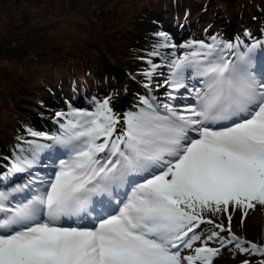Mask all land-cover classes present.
<instances>
[{"label":"snow or ice","instance_id":"6c2138e0","mask_svg":"<svg viewBox=\"0 0 264 264\" xmlns=\"http://www.w3.org/2000/svg\"><path fill=\"white\" fill-rule=\"evenodd\" d=\"M158 36L159 47L176 48L167 33ZM182 47L191 50L171 54L158 85L164 101L143 98L121 117L104 99L94 111L57 112L59 134L29 129L52 144L27 141L32 158L17 155L9 175L34 168L44 149L63 151L47 157V177L0 188V264H213V239L264 256L232 233L229 213L240 210L243 223L264 207V59L253 55L260 45L241 51L213 37ZM148 63L151 80L161 65ZM221 212L227 229L205 219ZM205 223L219 232L203 239Z\"/></svg>","mask_w":264,"mask_h":264},{"label":"trees","instance_id":"16d2710c","mask_svg":"<svg viewBox=\"0 0 264 264\" xmlns=\"http://www.w3.org/2000/svg\"><path fill=\"white\" fill-rule=\"evenodd\" d=\"M189 1L0 0V188L38 174L36 169L9 172L17 155L32 158L27 141L47 143L29 134V129L47 130L41 118L47 106L59 111L74 100L87 106L115 91L120 83L127 94L121 104L122 116L142 107L141 100L148 98L145 90L154 80L145 75L151 70L148 61L158 65L167 49L159 47L164 42L152 18L157 11L162 12L164 22L171 16L188 15ZM195 1L203 6L194 22L199 31L188 33L197 36L208 28L209 43L213 37L226 43L221 32L227 21L236 16L247 24L252 17L248 13L258 10L254 9L256 0H234L235 11L225 0ZM221 11L227 19L216 20ZM63 15L68 19L60 20ZM239 24L231 30L234 36L243 33ZM153 51L160 55L152 56ZM62 97L63 103L59 102ZM113 111L118 115L117 109ZM255 240L243 241L264 248V234ZM245 260L259 264L264 256L253 254L238 264Z\"/></svg>","mask_w":264,"mask_h":264},{"label":"rangeland","instance_id":"374dc122","mask_svg":"<svg viewBox=\"0 0 264 264\" xmlns=\"http://www.w3.org/2000/svg\"><path fill=\"white\" fill-rule=\"evenodd\" d=\"M228 2L232 8H234V0H225ZM222 2V1H221ZM259 2L260 5H259ZM258 3V4H257ZM188 7L191 9V13L188 15H179L174 18L172 16L169 18L168 21H162L161 11H157L155 16H153L152 20L155 22V29L158 32H165L169 36V44L176 45V48L167 47L165 55L160 57L161 65L153 74V81L151 83V87L145 90V95L148 98L155 97L157 98V102L164 101L166 99L165 92L167 91L164 87H158V85L162 84L163 81L167 78L169 69L166 66L168 60L172 58V53L175 52L177 55L183 54L185 51H190L191 49H186L182 47V45H186L189 43L198 44L200 42L209 43L206 40L205 34L209 31L208 28H204L200 32H198L197 36H190L188 30H192L193 33H197L199 31V26H196L194 23L196 19V14L198 15L199 11L202 10L203 6L196 3L195 0H190L188 2ZM254 9H258L255 13L251 14L248 13L249 16H252L248 19L247 24L240 21L241 18L235 16L234 20L227 21V28L222 31V37H224L226 43L231 44H240V50L243 51L245 46H251L254 43H258L260 45L254 52V58L259 64L261 59H264V0H256L254 3ZM235 11V8H234ZM146 13V11H145ZM64 16L63 20H67L68 18ZM220 19H227L226 12L221 11L220 16L217 17L216 20ZM188 22V23H187ZM238 22L241 25V29L243 33L237 36H232V31L235 29V23ZM232 30V31H231ZM262 30V31H261ZM24 31V30H23ZM263 32V35L259 34ZM164 42V41H163ZM220 42L224 43L220 40ZM163 73V75H161ZM119 86L113 92L107 93V95L99 96L97 99L92 100L90 105L82 106L78 101H73L72 104L64 105L62 108H59V111H56L58 108H50L46 107L44 113H42L41 118L45 121L47 130H37L36 132H44L48 133L49 135L59 134L61 131L60 124L64 123L62 118H58L56 116L57 112H64L67 113L71 109H79V110H87V111H94L95 106L98 102H102L104 99H110V106L118 110V116L122 117L121 114V104L125 97H127L126 89H122L120 83H116ZM191 84H197L195 80L191 81ZM191 86V85H190ZM197 86H199L197 84ZM183 92V90H181ZM98 93L100 92L97 91ZM60 95V92H57ZM65 99L62 97L61 101L65 102ZM177 103H181L178 101ZM54 109V110H53ZM138 109H132L131 111H136ZM121 128L123 127V122H121ZM20 138V136H19ZM45 144H52L51 141H47ZM63 150L58 149L56 147L50 149H44L39 152L37 159H36V166L31 169H36L41 177H47L48 174L52 171V164L51 161L47 159V157L53 152H61ZM60 158H65L62 154ZM44 165H48L45 167ZM35 172V171H33ZM17 174V173H16ZM34 174V173H33ZM35 175L34 177H36ZM30 178V177H29ZM30 180V179H29ZM28 180V181H29ZM28 181H20L19 184H25ZM14 187V186H12ZM31 187H39V184H34ZM23 195V194H17ZM229 213L232 215V233L235 234L240 240H247L252 241L255 240L257 236H261L264 234V207H257L255 211H249L248 217L244 219L243 223H241V212L240 210L233 211L232 208H229ZM229 213H216L210 214L205 213V219H212L215 224H223L225 229L228 227V220L227 216ZM215 224H202L197 229V234L201 235L203 239H206L208 235L211 234L212 231L219 232V229L215 228ZM220 237L227 239L229 238V234L227 231L220 233ZM246 241V242H247ZM256 241V240H255ZM209 246L220 248L219 255L214 258L213 264H238V262L243 261L246 258H249L253 254L251 252H241L237 247L235 242L231 244H226L223 247L221 246L220 239H213L209 241ZM202 241L196 242L195 246H201ZM185 254H190L189 250H184Z\"/></svg>","mask_w":264,"mask_h":264},{"label":"water","instance_id":"95a60500","mask_svg":"<svg viewBox=\"0 0 264 264\" xmlns=\"http://www.w3.org/2000/svg\"><path fill=\"white\" fill-rule=\"evenodd\" d=\"M60 20H63L64 19V16H62L61 18H59ZM44 24V23H43Z\"/></svg>","mask_w":264,"mask_h":264}]
</instances>
